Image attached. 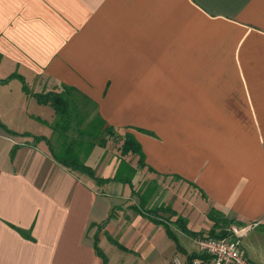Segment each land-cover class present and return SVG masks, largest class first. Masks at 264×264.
Segmentation results:
<instances>
[{"label":"crops","instance_id":"1","mask_svg":"<svg viewBox=\"0 0 264 264\" xmlns=\"http://www.w3.org/2000/svg\"><path fill=\"white\" fill-rule=\"evenodd\" d=\"M24 86L71 90L132 134V186L113 144L82 155L107 182L60 164L45 139L61 116ZM168 183L200 195L212 230L258 223L245 251L264 264V0H0V264H190L181 224L203 231L143 211Z\"/></svg>","mask_w":264,"mask_h":264},{"label":"rangeland","instance_id":"2","mask_svg":"<svg viewBox=\"0 0 264 264\" xmlns=\"http://www.w3.org/2000/svg\"><path fill=\"white\" fill-rule=\"evenodd\" d=\"M30 89H28V91L24 90V92L27 95H31L34 91H32L31 87ZM34 93L35 94H33V96L36 95V92ZM38 93L48 94L47 92H43V91ZM61 95L65 96V99L67 100V114L64 117H60L59 122L56 123L57 125L55 124L56 125V127L54 128L56 130L55 139L47 140V144L53 155L62 157L68 151H72L75 155L80 157L82 162H84L85 159L82 155L88 152L89 146L92 143L94 145L93 149L95 148V146H99V144L100 145L103 144L102 148H106L109 152V156H108L109 160L113 158L112 150L113 151L116 150L118 152L117 155L119 156V154L121 153L120 147L122 146L121 138L123 137H121L113 130L104 127L103 124L99 122L98 116L95 114V108L91 104H89V102L86 101L85 99L78 97L80 96L79 94L71 90L65 89L61 92ZM3 114L5 119H7V121L9 122L13 121L10 115L4 112ZM52 138H54V136ZM109 144H113L115 147L111 150L109 147H107ZM128 156L129 155H127V158H125L126 160L124 161L127 163L129 161L130 164L131 161L129 158H134V159L137 158L136 155H130V157ZM88 164L90 163L88 162ZM142 167L143 165L140 163V168ZM140 168L136 169L137 170L136 174H138V172L142 174ZM132 176L134 177L133 174ZM139 178H140V182L138 183L137 188L146 189L147 191L146 195H149V197L145 196L144 199L148 201V199H150V196L155 192V190H157L156 183L158 181H156V179L149 180L145 178V176L143 175L139 176ZM169 186L170 183L167 184V187L164 189L161 196H158L153 199L151 203L152 204L151 208L145 206V208L148 210L143 208V211L148 212L150 209H152L153 211L159 210V214L158 216H156V218H158V221L163 220V222L166 221L167 223H170L172 222V219L174 217L171 215L169 211L170 208L172 209L174 208L175 210L179 211V213H181L183 217L192 221V225H193L192 229H195L196 231H200V232L203 231L201 233H205V234L210 233V231L212 230L210 226L213 223L215 224V219H212L209 216L211 212L209 213L207 211L205 207L207 205L204 204V202H202L200 195L195 194L194 192L191 194L187 190H181L175 192L173 190H169ZM154 214L157 215V212ZM223 225H225L224 228L229 227V225L228 226L226 224ZM224 228L222 227V229ZM253 234L254 233L252 232V235H250V237L243 240V247L246 251L249 250L250 247L249 239L251 238V236H253ZM182 238L189 239L185 235H182L181 239ZM192 246L194 252H197V247L194 239H192Z\"/></svg>","mask_w":264,"mask_h":264},{"label":"trees","instance_id":"3","mask_svg":"<svg viewBox=\"0 0 264 264\" xmlns=\"http://www.w3.org/2000/svg\"><path fill=\"white\" fill-rule=\"evenodd\" d=\"M24 90L28 91L27 86H24ZM62 96L63 95H61V94L50 92L48 94H36L34 97L40 104H46V105L49 104V105H51L55 109L56 114L58 116L64 117L67 114V100L65 98H63ZM98 120L104 126V121H102L101 118H99V117H98ZM109 129L112 130L111 128H109ZM6 131L9 134H11V135H17V134H15V133H13V132H11L9 130H6ZM42 139L43 138H40V137L39 138L38 137L35 138L36 141H39V140L41 141ZM45 140L47 141V139H45ZM93 147H94V145L91 143L90 146H89V150L86 153L87 155L90 154V152L92 151ZM121 154H122V156L137 155V156H139V164L141 163L143 165L144 153H143V151L141 149V146H140L139 142L136 140V138L132 134L127 133L125 135V137L123 139V144L121 146ZM54 157L60 164H62L63 166H65V167H67V168H69V169H71L73 171H77V172L83 173V174L91 177L92 179L97 180V182H107V180L96 178L93 169L90 168L89 166H87L86 164H84L81 161L80 157L75 155L72 151H68L62 157L57 156V155H55ZM134 173H135V170L127 162H125L124 160H121L120 167H119V170H118V175L116 176L115 181L128 183V184H130L132 186V178H133L132 174L134 175ZM125 175H127V176L124 177ZM111 180H113V179H110L108 181H111ZM145 203H146V200H145ZM149 212H151V214L152 213L154 214V213L157 212L156 216H158V214H159V210H154V211L152 210V211H149ZM149 212H147V213H149ZM210 217L212 219L215 218L212 213L210 214ZM154 219L157 222L156 217ZM183 222H184L183 220H179L177 223L181 224ZM225 224L230 226L231 224H236V223L234 221H226ZM181 225H182L181 228H182L183 232L186 235L191 236L193 238L210 237V238L220 239V238H224V237L228 236V232L227 231H225V230H221V231L217 230V228L219 226H221V225H219V226L217 225L218 227H216L215 229L211 230L210 233H208V234L192 233L187 228H185L183 226V224H181ZM167 230H168V235L172 239H175V235H174L173 231L170 228H168V227H167ZM96 247H97L98 253L100 255H103L102 252L100 251L99 247H98V236H97V239H96ZM198 257H199L198 254H195L194 256H192L190 258V263L192 262V260H194L195 258H198ZM104 264H108L107 258H105V257H104Z\"/></svg>","mask_w":264,"mask_h":264},{"label":"built area","instance_id":"4","mask_svg":"<svg viewBox=\"0 0 264 264\" xmlns=\"http://www.w3.org/2000/svg\"><path fill=\"white\" fill-rule=\"evenodd\" d=\"M258 225V223L248 226L232 224L227 231L228 236L224 238H194L199 257L190 264H252L246 256L243 240ZM174 262L182 264L179 259H175Z\"/></svg>","mask_w":264,"mask_h":264}]
</instances>
